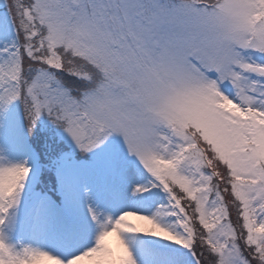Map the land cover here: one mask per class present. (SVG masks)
Segmentation results:
<instances>
[{"label":"snow or ice","instance_id":"obj_1","mask_svg":"<svg viewBox=\"0 0 264 264\" xmlns=\"http://www.w3.org/2000/svg\"><path fill=\"white\" fill-rule=\"evenodd\" d=\"M0 264H264V0H0Z\"/></svg>","mask_w":264,"mask_h":264},{"label":"bare ground","instance_id":"obj_2","mask_svg":"<svg viewBox=\"0 0 264 264\" xmlns=\"http://www.w3.org/2000/svg\"><path fill=\"white\" fill-rule=\"evenodd\" d=\"M133 223H135V221H133ZM138 223V222H137ZM109 243H110V245L112 246V247H116V241H115V239L114 238H112L111 240H109Z\"/></svg>","mask_w":264,"mask_h":264},{"label":"rangeland","instance_id":"obj_3","mask_svg":"<svg viewBox=\"0 0 264 264\" xmlns=\"http://www.w3.org/2000/svg\"><path fill=\"white\" fill-rule=\"evenodd\" d=\"M138 221H135V223H137ZM138 223H140V222H138ZM112 238H110V240H111Z\"/></svg>","mask_w":264,"mask_h":264}]
</instances>
